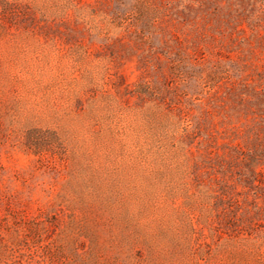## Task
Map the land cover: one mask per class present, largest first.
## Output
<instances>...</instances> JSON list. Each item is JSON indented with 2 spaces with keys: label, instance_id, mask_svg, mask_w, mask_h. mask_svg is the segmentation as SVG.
Listing matches in <instances>:
<instances>
[{
  "label": "rangeland",
  "instance_id": "1",
  "mask_svg": "<svg viewBox=\"0 0 264 264\" xmlns=\"http://www.w3.org/2000/svg\"><path fill=\"white\" fill-rule=\"evenodd\" d=\"M0 264H264V0H0Z\"/></svg>",
  "mask_w": 264,
  "mask_h": 264
}]
</instances>
